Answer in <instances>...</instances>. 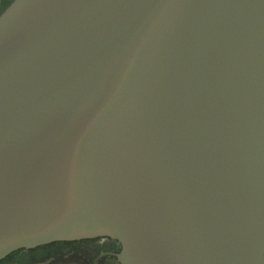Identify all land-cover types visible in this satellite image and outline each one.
Returning <instances> with one entry per match:
<instances>
[{
    "label": "water",
    "instance_id": "1",
    "mask_svg": "<svg viewBox=\"0 0 264 264\" xmlns=\"http://www.w3.org/2000/svg\"><path fill=\"white\" fill-rule=\"evenodd\" d=\"M95 239L264 264V0L0 9V262Z\"/></svg>",
    "mask_w": 264,
    "mask_h": 264
},
{
    "label": "flooded vegetation",
    "instance_id": "2",
    "mask_svg": "<svg viewBox=\"0 0 264 264\" xmlns=\"http://www.w3.org/2000/svg\"><path fill=\"white\" fill-rule=\"evenodd\" d=\"M93 244L96 247L95 250L93 252L91 250L90 256L81 253L83 257H75L76 255L62 256V253H64L62 251L63 246L60 245H47L34 250L22 251V258L19 264H32L44 258L51 259L53 262L51 264H111L110 257H114V254L119 251V245L108 239H95ZM114 264H117L116 260Z\"/></svg>",
    "mask_w": 264,
    "mask_h": 264
},
{
    "label": "trees",
    "instance_id": "3",
    "mask_svg": "<svg viewBox=\"0 0 264 264\" xmlns=\"http://www.w3.org/2000/svg\"><path fill=\"white\" fill-rule=\"evenodd\" d=\"M9 0H4L1 8L8 2ZM0 8V9H1ZM95 240H84L80 242H69V243H56L57 245L63 246L62 256H71L76 255L75 257H83V255L90 256V252L95 250V245L93 244ZM115 243V242H114ZM22 251L15 252L5 258L0 264H19L20 259L22 258ZM53 258V256H51ZM114 257H110V263L114 264Z\"/></svg>",
    "mask_w": 264,
    "mask_h": 264
},
{
    "label": "rangeland",
    "instance_id": "4",
    "mask_svg": "<svg viewBox=\"0 0 264 264\" xmlns=\"http://www.w3.org/2000/svg\"><path fill=\"white\" fill-rule=\"evenodd\" d=\"M54 261V260H53ZM55 262V261H54ZM25 263H28V262H25ZM51 263H53L52 261H51V259H46V258H44L43 260H39V261H37V262H35V263H32V264H51ZM29 264V263H28Z\"/></svg>",
    "mask_w": 264,
    "mask_h": 264
}]
</instances>
